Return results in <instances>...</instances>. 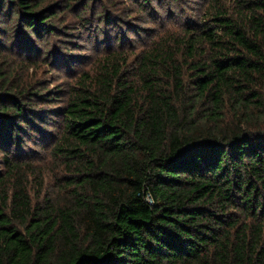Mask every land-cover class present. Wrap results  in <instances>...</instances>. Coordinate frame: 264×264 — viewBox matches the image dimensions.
<instances>
[{
	"label": "trees",
	"instance_id": "16d2710c",
	"mask_svg": "<svg viewBox=\"0 0 264 264\" xmlns=\"http://www.w3.org/2000/svg\"><path fill=\"white\" fill-rule=\"evenodd\" d=\"M94 1L0 0V264H264V0L60 83L70 13L129 17Z\"/></svg>",
	"mask_w": 264,
	"mask_h": 264
},
{
	"label": "rangeland",
	"instance_id": "374dc122",
	"mask_svg": "<svg viewBox=\"0 0 264 264\" xmlns=\"http://www.w3.org/2000/svg\"><path fill=\"white\" fill-rule=\"evenodd\" d=\"M98 1H94L95 6H105L113 18L123 19L124 15L129 17L118 27L110 26L107 29L100 24V29L105 32L99 30L96 33L95 29L87 27L72 32L71 26L77 25L70 13L66 17V37L61 38L64 40L61 43L62 51L57 55L60 67L57 75H60V83L69 82V76L73 73L89 68L104 53L114 50L121 39L124 51L137 55L164 33L178 32L186 22H199L209 0H112V3L104 0L103 4ZM69 59H73L71 63L68 62ZM39 77L50 81L53 74H39ZM44 155L45 153H41L40 157L44 158ZM54 175L65 176L60 167L43 172L44 190L49 193H52L56 186Z\"/></svg>",
	"mask_w": 264,
	"mask_h": 264
}]
</instances>
